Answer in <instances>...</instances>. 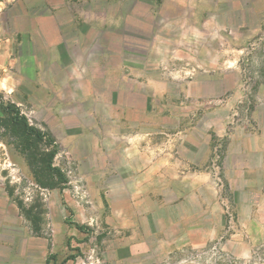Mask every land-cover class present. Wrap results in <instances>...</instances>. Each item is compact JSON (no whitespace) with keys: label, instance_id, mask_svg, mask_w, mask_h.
Listing matches in <instances>:
<instances>
[{"label":"rangeland","instance_id":"374dc122","mask_svg":"<svg viewBox=\"0 0 264 264\" xmlns=\"http://www.w3.org/2000/svg\"><path fill=\"white\" fill-rule=\"evenodd\" d=\"M0 101V264H264V0H0Z\"/></svg>","mask_w":264,"mask_h":264},{"label":"trees","instance_id":"16d2710c","mask_svg":"<svg viewBox=\"0 0 264 264\" xmlns=\"http://www.w3.org/2000/svg\"><path fill=\"white\" fill-rule=\"evenodd\" d=\"M0 118L7 120V126L11 132L23 136L22 153L25 155L26 160L37 184L42 188H55L56 185H49L39 183V173L37 168H42L45 173L55 175L61 182H66L64 173L53 165V160L58 154V146L52 135L28 123L27 119L21 114L18 107L12 103H3L0 101ZM41 147V148H40ZM42 147L44 149H42ZM35 206L31 205L24 212V216L31 222L34 231L37 230V212L34 211ZM22 212V213H23ZM77 230L81 226L74 224ZM52 264H58L55 256L50 257ZM61 264H65L63 261Z\"/></svg>","mask_w":264,"mask_h":264}]
</instances>
